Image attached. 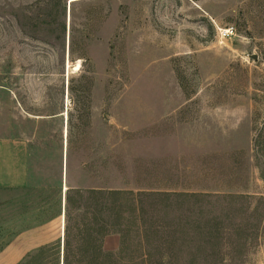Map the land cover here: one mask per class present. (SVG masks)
I'll list each match as a JSON object with an SVG mask.
<instances>
[{
    "label": "rangeland",
    "instance_id": "1",
    "mask_svg": "<svg viewBox=\"0 0 264 264\" xmlns=\"http://www.w3.org/2000/svg\"><path fill=\"white\" fill-rule=\"evenodd\" d=\"M0 146L6 264H90L95 187L116 264H264V0H0Z\"/></svg>",
    "mask_w": 264,
    "mask_h": 264
},
{
    "label": "trees",
    "instance_id": "2",
    "mask_svg": "<svg viewBox=\"0 0 264 264\" xmlns=\"http://www.w3.org/2000/svg\"><path fill=\"white\" fill-rule=\"evenodd\" d=\"M114 169H117V166L114 165ZM95 198L94 202L92 203V219L93 223L91 224L90 228H88V240L89 243L87 248L93 258L90 264H100L98 260L99 256H104L105 262L103 264H116L112 260L113 255L107 254L103 252L102 243L103 239L111 234H122L124 228L120 224V220L122 219V208H123V198L127 195L126 192L120 191L118 189H111V188H92L89 190ZM101 198L102 205V212L104 213V219L102 220V228H98L97 225L101 223L100 210L98 199ZM68 202V200H67ZM136 216H139L142 211L140 210V203L138 202L137 208H133ZM68 218V212H67ZM91 219V222H92ZM90 222V223H91ZM69 229L65 226L64 231V246H63V253H64V264H71V258L69 254ZM95 243V244H92ZM61 246V244H60ZM100 258V257H99ZM96 261V262H94Z\"/></svg>",
    "mask_w": 264,
    "mask_h": 264
},
{
    "label": "crops",
    "instance_id": "3",
    "mask_svg": "<svg viewBox=\"0 0 264 264\" xmlns=\"http://www.w3.org/2000/svg\"><path fill=\"white\" fill-rule=\"evenodd\" d=\"M0 177H4L3 174H1ZM5 180H6L5 178H0V186L6 185V181ZM25 236L27 237L28 235L25 234ZM110 238L111 237H108L105 240V247H107V246L110 247L112 245V240H110ZM29 240L30 239H28V238H16L13 243H10V245H8L10 249L9 250H6L5 252H3L1 254V256H0V263H2V264L5 263L6 264L7 262H9L10 259L6 258V256L7 255H10L12 253V251H13L12 248H15V246L17 248H21L22 246H29L30 245L29 242H28ZM25 241H27V242H25Z\"/></svg>",
    "mask_w": 264,
    "mask_h": 264
}]
</instances>
